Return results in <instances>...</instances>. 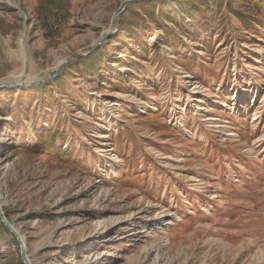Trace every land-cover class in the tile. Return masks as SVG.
I'll return each mask as SVG.
<instances>
[{"label":"rangeland","instance_id":"rangeland-1","mask_svg":"<svg viewBox=\"0 0 264 264\" xmlns=\"http://www.w3.org/2000/svg\"><path fill=\"white\" fill-rule=\"evenodd\" d=\"M41 1L0 0V84L64 63L0 87V264H264V0H138L69 63L125 0Z\"/></svg>","mask_w":264,"mask_h":264},{"label":"trees","instance_id":"trees-1","mask_svg":"<svg viewBox=\"0 0 264 264\" xmlns=\"http://www.w3.org/2000/svg\"><path fill=\"white\" fill-rule=\"evenodd\" d=\"M143 1H146L147 3H153L151 0ZM205 2H207V0H205ZM52 5L53 0H42L36 10V19L42 33L46 37L59 34L70 17L69 8L67 6L62 7V4H58L53 7ZM235 14L241 19V21L246 23L248 22V20L244 19L242 14H238L237 12H235ZM58 77L59 75L56 77L55 81L58 79ZM52 83L54 82L41 83L37 86V88L42 92ZM62 135L63 134H61V136ZM52 138L53 134L50 132L39 137L40 142L37 147L42 150L41 153L46 155L51 149L56 150L57 154L63 152L60 150V147H56L54 145Z\"/></svg>","mask_w":264,"mask_h":264},{"label":"water","instance_id":"water-1","mask_svg":"<svg viewBox=\"0 0 264 264\" xmlns=\"http://www.w3.org/2000/svg\"><path fill=\"white\" fill-rule=\"evenodd\" d=\"M136 1H138V0H125V1L121 4V6L119 7V10L117 11L116 15L113 17V21H114L115 28H114L112 31L106 33V35L100 37V38L98 39V41H97L96 43H94L92 46H90V47H89L84 53L73 55V56H72L67 62L69 63V62H70L71 60H73V59H76V58H78V57H80V56H85V55H87V54L90 53V52H91L96 46H98V45L101 44L104 40H106V38L116 30V25H117V18H116V17H117L119 14L122 13V11L125 9V7H126L127 4L132 3V2H136ZM63 67H64V63H60V64L58 65V68L56 69L55 73H53L52 75L47 76V77H45V78H43V79H41V80L32 81V82L1 83V84H0V87H5V86H17V85H24V84H32V85H33V84H37V83L43 82V81H45V80H48V79H50L51 77L56 76V75L61 71V69H62ZM2 221H4V220H2Z\"/></svg>","mask_w":264,"mask_h":264},{"label":"bare ground","instance_id":"bare-ground-1","mask_svg":"<svg viewBox=\"0 0 264 264\" xmlns=\"http://www.w3.org/2000/svg\"><path fill=\"white\" fill-rule=\"evenodd\" d=\"M61 62H59L58 64H60ZM57 64V65H58ZM237 96V92L235 93L234 97H232V99H234Z\"/></svg>","mask_w":264,"mask_h":264}]
</instances>
